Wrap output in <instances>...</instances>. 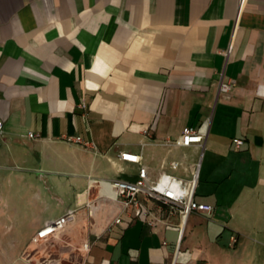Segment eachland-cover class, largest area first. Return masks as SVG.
Returning <instances> with one entry per match:
<instances>
[{
    "label": "crops",
    "instance_id": "1",
    "mask_svg": "<svg viewBox=\"0 0 264 264\" xmlns=\"http://www.w3.org/2000/svg\"><path fill=\"white\" fill-rule=\"evenodd\" d=\"M221 75L235 82L228 94ZM0 119V190L14 183L23 190L10 194L62 209L28 218L29 240L0 251H28L101 181L135 180L139 165L122 151L140 153L153 178H188L199 148L167 142L209 119L194 198L213 211L179 229L110 227L118 206L107 204L99 237L83 221L93 246L79 264H264V0L242 11L239 0H0Z\"/></svg>",
    "mask_w": 264,
    "mask_h": 264
},
{
    "label": "built area",
    "instance_id": "2",
    "mask_svg": "<svg viewBox=\"0 0 264 264\" xmlns=\"http://www.w3.org/2000/svg\"><path fill=\"white\" fill-rule=\"evenodd\" d=\"M241 11L247 0H239ZM233 80H225L221 75L219 83V94H228L234 86ZM210 120L203 122L200 126H185L182 134L174 142H167L169 145L177 147L196 146L201 154L198 161L191 167L190 176L181 178L177 175L162 171L156 178L150 175L148 167L143 164V157L140 153L122 151L118 154L121 161L131 162L139 165L137 177L135 180H103L102 189L97 196L85 203L83 209H70L65 214L48 221L35 235L34 242H43L63 233L71 223L77 220V214L84 210L86 218L90 222V231L96 237L100 233L96 231V218L99 212L107 204L118 206L116 214L109 223L110 227L121 225L122 223H131L139 219L152 227L160 224L168 228H182L186 218L193 212L211 213L213 206L207 203H201L195 200L194 196L199 182L201 167V158L203 157L206 140L208 135L207 126ZM3 120L0 119V134ZM29 136L33 137L32 133ZM68 141L81 143L86 147H92L91 142L82 141L78 137L67 138ZM235 145L239 148L244 141L235 139ZM172 170H178L181 163L172 160L168 163ZM178 217L176 223L172 221L173 217ZM235 242L236 239L233 238ZM93 241L86 238L82 243L80 250L88 253L91 251Z\"/></svg>",
    "mask_w": 264,
    "mask_h": 264
},
{
    "label": "rangeland",
    "instance_id": "3",
    "mask_svg": "<svg viewBox=\"0 0 264 264\" xmlns=\"http://www.w3.org/2000/svg\"><path fill=\"white\" fill-rule=\"evenodd\" d=\"M200 154L201 152L197 154L196 158H199ZM192 157H195V155L188 156L189 159ZM176 173L181 175V170ZM9 185L7 183L0 190V248L22 247L29 240V236L25 235V232L28 231V225L26 224L28 218L36 214H41L43 217H55L62 211L61 204L52 196L31 198L29 194H26L21 199L11 192L12 199L9 201V198L6 197L8 194L11 196V190H23L17 184L12 183L8 187ZM80 221L76 226L70 225L67 230L56 237L39 243L30 242L28 251L16 252L15 256L13 252L0 251V264H11L13 259H15L13 264H79L83 253L86 254V252L80 250L84 242V229L81 227L83 221L86 222L87 226L84 227L85 230L88 229V236H94L90 231L89 219L84 218ZM97 227L101 228V225H97ZM98 230L97 228L96 231Z\"/></svg>",
    "mask_w": 264,
    "mask_h": 264
}]
</instances>
